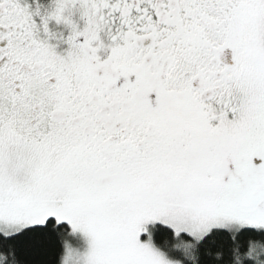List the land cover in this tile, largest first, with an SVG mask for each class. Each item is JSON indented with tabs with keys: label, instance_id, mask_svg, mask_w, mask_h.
<instances>
[{
	"label": "snow or ice",
	"instance_id": "1",
	"mask_svg": "<svg viewBox=\"0 0 264 264\" xmlns=\"http://www.w3.org/2000/svg\"><path fill=\"white\" fill-rule=\"evenodd\" d=\"M0 264H264V0H0Z\"/></svg>",
	"mask_w": 264,
	"mask_h": 264
}]
</instances>
